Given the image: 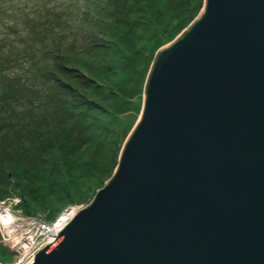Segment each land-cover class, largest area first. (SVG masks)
Wrapping results in <instances>:
<instances>
[{
  "label": "water",
  "instance_id": "95a60500",
  "mask_svg": "<svg viewBox=\"0 0 264 264\" xmlns=\"http://www.w3.org/2000/svg\"><path fill=\"white\" fill-rule=\"evenodd\" d=\"M29 264H264V0L158 50L113 176Z\"/></svg>",
  "mask_w": 264,
  "mask_h": 264
},
{
  "label": "rangeland",
  "instance_id": "374dc122",
  "mask_svg": "<svg viewBox=\"0 0 264 264\" xmlns=\"http://www.w3.org/2000/svg\"><path fill=\"white\" fill-rule=\"evenodd\" d=\"M203 5L0 0V214L27 229L92 201L139 119L158 50ZM8 242L0 230V264H24Z\"/></svg>",
  "mask_w": 264,
  "mask_h": 264
},
{
  "label": "built area",
  "instance_id": "2783aa9c",
  "mask_svg": "<svg viewBox=\"0 0 264 264\" xmlns=\"http://www.w3.org/2000/svg\"><path fill=\"white\" fill-rule=\"evenodd\" d=\"M76 212H74V214ZM6 214H10L11 217L6 218V220L2 219V216H5ZM74 214L72 216H68V218H65L64 220H61V217L53 224H47L39 221L38 224H36V226L38 225L37 227L27 229L23 228V230L21 225L15 220L16 218H14L12 212L2 211L0 214V228L2 229L0 230L2 231L3 236L6 237V241H9V246L16 248L14 250H16L19 255L23 256V260L25 259L24 264H29L33 259V255L45 244L51 242L57 232L62 229V227L74 216ZM38 229L42 231V234H44L43 243H39V241L35 239L38 234L33 231ZM51 238L52 240H50Z\"/></svg>",
  "mask_w": 264,
  "mask_h": 264
},
{
  "label": "bare ground",
  "instance_id": "6f19581e",
  "mask_svg": "<svg viewBox=\"0 0 264 264\" xmlns=\"http://www.w3.org/2000/svg\"><path fill=\"white\" fill-rule=\"evenodd\" d=\"M72 215L73 213L65 214L61 220H64L65 218H68V216H72ZM4 219H6V217H4ZM50 240H52V238Z\"/></svg>",
  "mask_w": 264,
  "mask_h": 264
}]
</instances>
